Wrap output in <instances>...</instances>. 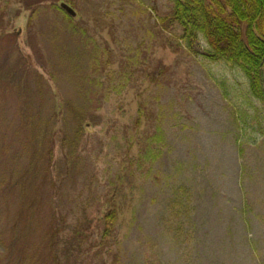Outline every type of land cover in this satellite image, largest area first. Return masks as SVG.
Here are the masks:
<instances>
[{"label":"rangeland","instance_id":"1","mask_svg":"<svg viewBox=\"0 0 264 264\" xmlns=\"http://www.w3.org/2000/svg\"><path fill=\"white\" fill-rule=\"evenodd\" d=\"M173 8L0 0V264H264V97Z\"/></svg>","mask_w":264,"mask_h":264},{"label":"trees","instance_id":"2","mask_svg":"<svg viewBox=\"0 0 264 264\" xmlns=\"http://www.w3.org/2000/svg\"><path fill=\"white\" fill-rule=\"evenodd\" d=\"M172 1L173 17L182 26L188 46L193 48L203 37L207 58L239 68L254 94L264 97V0ZM115 216L107 212L108 227Z\"/></svg>","mask_w":264,"mask_h":264},{"label":"water","instance_id":"3","mask_svg":"<svg viewBox=\"0 0 264 264\" xmlns=\"http://www.w3.org/2000/svg\"><path fill=\"white\" fill-rule=\"evenodd\" d=\"M60 7L71 17L76 18L78 16V12L67 2H61Z\"/></svg>","mask_w":264,"mask_h":264},{"label":"bare ground","instance_id":"4","mask_svg":"<svg viewBox=\"0 0 264 264\" xmlns=\"http://www.w3.org/2000/svg\"><path fill=\"white\" fill-rule=\"evenodd\" d=\"M63 2V1H62ZM64 2H66V1H64ZM61 3V2H60ZM68 3V2H67ZM69 4V3H68ZM61 8V7H60ZM62 9V8H61ZM63 10V9H62Z\"/></svg>","mask_w":264,"mask_h":264}]
</instances>
